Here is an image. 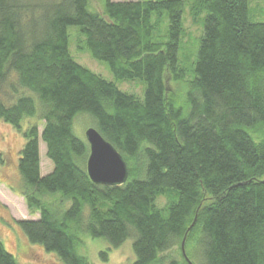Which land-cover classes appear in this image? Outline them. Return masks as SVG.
Returning <instances> with one entry per match:
<instances>
[{"label":"trees","instance_id":"16d2710c","mask_svg":"<svg viewBox=\"0 0 264 264\" xmlns=\"http://www.w3.org/2000/svg\"><path fill=\"white\" fill-rule=\"evenodd\" d=\"M93 2L0 0V122L25 138L21 186L2 182L39 214L16 224L64 264H89L83 234L108 240L104 261L131 238L132 264H264V21L249 0ZM187 7L203 22L193 56ZM70 26L144 97L77 62ZM79 117L123 155L125 183L91 180ZM0 264H20L2 240Z\"/></svg>","mask_w":264,"mask_h":264},{"label":"rangeland","instance_id":"374dc122","mask_svg":"<svg viewBox=\"0 0 264 264\" xmlns=\"http://www.w3.org/2000/svg\"><path fill=\"white\" fill-rule=\"evenodd\" d=\"M93 3L96 7L100 4L99 0H94ZM249 4L251 18L254 21H264V0H249ZM90 9H96L92 3ZM183 20L187 30L184 42L188 48L187 50H190L191 56H193V52L197 51L200 38L202 37L203 22L201 19L199 24H194L189 15L188 7L183 14ZM68 33L69 48L77 62L108 80L116 81L121 90L144 97L145 85L141 81H117L106 62L99 61L93 58L88 51L80 49L77 39L78 35H80L78 27L70 26ZM183 52L184 43L180 51L181 57ZM81 117L78 118V123L77 119H75L74 132L79 138L85 139V130L89 123L83 122ZM35 120L36 118L31 119L33 122ZM29 121V119H25L23 130L27 128ZM40 130L42 129L40 128ZM24 142L25 138H23L22 142L21 136L13 128L0 122V240L16 256L20 264H64L57 254L49 253L40 245L31 243L26 234L16 224V220L39 218L38 213L35 215L30 213L25 199L21 195L14 193L8 186L14 185L18 188L21 186L18 161L20 158L19 151L22 149ZM40 154L41 174L44 176L53 171L54 163L47 156V146L42 139H40ZM2 181H6L8 185ZM165 203L166 198L158 200L160 206H164ZM109 247L111 245L107 239L94 238L89 234H83L82 242L78 249L81 254L88 258L89 264H132L134 261L133 239L130 238L120 248L109 251V260L104 261L101 257V252Z\"/></svg>","mask_w":264,"mask_h":264},{"label":"water","instance_id":"95a60500","mask_svg":"<svg viewBox=\"0 0 264 264\" xmlns=\"http://www.w3.org/2000/svg\"><path fill=\"white\" fill-rule=\"evenodd\" d=\"M86 138L90 147L87 169L91 180L111 186L125 183L129 169L123 155L95 127L86 130ZM184 245L185 241L182 244L185 252Z\"/></svg>","mask_w":264,"mask_h":264}]
</instances>
